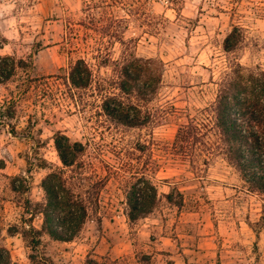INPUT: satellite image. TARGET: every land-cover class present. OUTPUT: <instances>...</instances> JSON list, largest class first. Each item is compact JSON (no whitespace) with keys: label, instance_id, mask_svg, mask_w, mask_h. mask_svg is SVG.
<instances>
[{"label":"rangeland","instance_id":"1","mask_svg":"<svg viewBox=\"0 0 264 264\" xmlns=\"http://www.w3.org/2000/svg\"><path fill=\"white\" fill-rule=\"evenodd\" d=\"M131 3L130 12L115 15L127 18L121 27L129 53L152 59L157 69L152 80L159 81L147 100L110 84L113 60L126 48L109 43L87 21L83 0H0V54L28 63L0 84V242L13 262L28 263L26 240L6 229L39 227L40 216L28 220L25 199L40 201L42 177L63 169L80 185L75 190L86 201L87 217L70 241L41 237L38 251L57 264L88 258L91 264H264V194L248 190L223 155L208 154L203 141L212 134L194 147L176 141L190 120L202 129L207 123L204 107L226 66L223 39L233 26L242 33L233 55L247 68L264 70V0ZM77 58L89 64L93 85L70 94L60 77ZM112 93L134 104L136 111L128 110L138 124L103 114L101 99ZM56 134L81 143L79 166H63ZM20 176L28 191L12 190ZM133 186L142 187V201L130 218L126 196Z\"/></svg>","mask_w":264,"mask_h":264},{"label":"trees","instance_id":"2","mask_svg":"<svg viewBox=\"0 0 264 264\" xmlns=\"http://www.w3.org/2000/svg\"><path fill=\"white\" fill-rule=\"evenodd\" d=\"M131 1L83 0V9L87 21L94 25L101 36L107 37L109 43L118 41L126 48L120 60H113L116 75L110 84L119 93L134 92L139 100H147L148 94L154 91V85L159 81V76L152 80V74L157 69L151 66L152 59L135 57L129 53L128 41L123 38L121 27V23L127 18L115 15L117 9L126 8L130 12L133 8ZM241 39V29L237 26H233L223 39V50L228 54L226 66L215 82L213 100L204 107L208 116L207 123L202 124L204 129L190 120L178 129L176 141H180L182 147L183 144H186V148L194 147L196 142H200L199 137L212 134L213 140L203 141L208 154L215 151L223 155L225 161L244 180L248 190L264 194V70L258 67L247 68L233 55ZM27 65L23 58L0 54V84L11 80L17 70ZM60 79L70 94L93 85L92 70L83 58L71 61ZM35 80L42 81L44 78H34L31 82ZM100 105L103 114L111 121L126 126L138 124L137 114L128 110L136 111L134 104L123 102L115 93L103 96ZM13 112L7 116L12 117ZM54 147L64 167L79 166L76 160L78 154L84 150L81 143L71 142L68 137L56 134ZM11 188L13 191L25 192L29 190V182L25 177H15L11 181ZM40 188L43 192L40 201L32 202L27 198L24 203L28 220L32 221L34 217L40 216L39 227L29 223L22 231L16 226L8 227L6 231L10 236L21 233L26 240L31 250L27 264H57L45 253L38 251L41 237L46 235L61 242L72 240L85 222L87 204L83 195L75 190L80 185L71 176H65L63 169L46 173L40 181ZM141 191L142 187L133 186L126 196L131 210L130 218H135L139 211ZM260 223L264 230V214L260 217ZM91 263L92 259L88 258L85 264ZM0 264H16L12 261L8 248L1 242Z\"/></svg>","mask_w":264,"mask_h":264}]
</instances>
